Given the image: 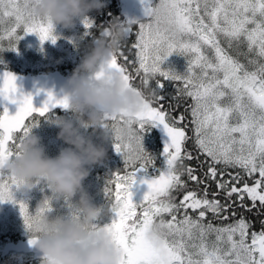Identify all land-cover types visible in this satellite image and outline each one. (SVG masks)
<instances>
[{
	"label": "snow or ice",
	"instance_id": "6c2138e0",
	"mask_svg": "<svg viewBox=\"0 0 264 264\" xmlns=\"http://www.w3.org/2000/svg\"><path fill=\"white\" fill-rule=\"evenodd\" d=\"M28 3L0 0V49L6 48L5 43L7 48L15 47L21 33L36 32L42 41H55L51 20L28 13ZM168 3L174 31L155 27L151 19L140 23L135 42L130 47L124 42L121 49L125 50L114 54L107 67L96 73L97 78H104L119 72L130 85H136L138 77L140 85L146 87H153L155 80V102L134 117L136 131L128 134L127 143L121 126L123 116L108 117L116 151L124 153L134 147L137 159L127 162L125 170H117L108 182L106 193L115 204V216L107 226L113 242L123 251L121 264H264V221L259 231H250L252 223L242 214L236 218L234 210L238 206L249 212L256 208L264 211V0ZM151 9L148 7L146 14ZM86 24L91 26L90 21ZM174 52L187 57L183 74L161 67ZM16 80L13 73L5 72L0 85V96L19 105L15 114H9L7 107L0 113V201L14 200L13 189L20 184L4 171L5 161L17 154L19 143L38 122V116L56 105L68 108L69 103L67 97L57 99L49 93L48 100L37 108L31 94H17ZM167 81L176 85L177 101H192L186 110L190 111L195 147L205 158L200 168L207 164L202 176L196 174V168L185 165L193 159L184 149L189 138L182 123L185 115H170L162 103L165 97L160 90ZM149 122L162 124L170 137L164 148L167 167L143 177L141 183L148 185V191L137 203L132 191L137 173H147L154 163L142 144L141 130ZM188 181L204 187L200 192L188 190ZM210 182L216 185L212 198ZM180 192L184 194L177 202L173 193ZM221 193L223 201L218 198ZM20 208L30 228L52 212V203L34 214L24 202ZM210 214L219 223L209 220ZM157 220L166 229L158 246L146 236Z\"/></svg>",
	"mask_w": 264,
	"mask_h": 264
},
{
	"label": "clouds",
	"instance_id": "9594fccd",
	"mask_svg": "<svg viewBox=\"0 0 264 264\" xmlns=\"http://www.w3.org/2000/svg\"><path fill=\"white\" fill-rule=\"evenodd\" d=\"M104 0H29L26 11L37 18L50 19L53 26L73 27L78 17L92 9H101ZM150 22L157 28L174 31L175 24L170 13L168 0H159L151 9ZM147 23L148 21H135ZM131 24L119 19L104 29L93 50L85 56L68 80V108L75 115L73 119L57 121L58 137L71 147L62 148L58 155L49 156L41 145L40 137L31 129L19 143L16 155L4 163L7 173L19 181V188L31 191L45 182L55 198L72 201L80 193L79 201L71 204L72 212L42 216L30 228L31 243L43 254L42 264H121L123 251L113 242L108 223H100L106 214L114 213L111 201L107 210L97 206L85 190L84 181L90 174L91 165L101 163L107 156V148L97 144L81 131V127L101 130L104 139L113 131V114L122 115L124 140L135 132L134 117L141 113L148 103L155 102V89L151 86L130 85L119 72H112L104 78L96 73L107 67L114 54L121 50ZM32 128V127H31ZM129 164L137 159L134 147L124 151ZM53 197L45 196L36 210L51 203ZM74 213V214H73ZM160 220L148 229L146 236L159 245L165 233Z\"/></svg>",
	"mask_w": 264,
	"mask_h": 264
},
{
	"label": "trees",
	"instance_id": "16d2710c",
	"mask_svg": "<svg viewBox=\"0 0 264 264\" xmlns=\"http://www.w3.org/2000/svg\"><path fill=\"white\" fill-rule=\"evenodd\" d=\"M157 0H104L105 6L101 9H92L84 16L78 17L73 27L67 28L65 36L72 35L74 39L68 43L64 40L61 45V49L56 53L54 62L41 64L38 67L24 65L23 61L16 56L13 52L14 47L7 48L5 43L4 49H0V85L3 84V77L5 72H11L16 77V83L18 86V95L31 94L33 98V104L39 108L49 98V93L57 99H62L67 94L68 88H63L59 83L68 82L72 76L74 70L82 63L86 55H88L95 47L98 39L104 35V29L109 24L119 19L124 24H131V31H128L126 44L130 47L136 40L135 29L138 28L140 23L135 21H148L151 19L146 14L148 7H154ZM87 19L91 22L89 27L87 24L79 25L81 21ZM64 39V38H63ZM60 45V46H61ZM125 50V49H121ZM132 57L130 56V61ZM129 71L134 72L133 68H129ZM47 78H51V86H45L44 82ZM53 78H58L54 80ZM136 85H140V79L137 77L135 80ZM166 86L163 90H160V95L165 99L162 101L166 111H169L170 115L179 117L181 114L185 115L186 119L183 121V125H186V133L189 137L184 144V149L189 151L193 155V159L186 160L185 165L197 169V175L202 176V172L206 170L207 164L204 168H200V163L205 158L199 154L194 142L192 133V125L190 124L191 116L190 111H187L192 101L188 98H182L179 101L175 99L176 85L172 81L165 82ZM152 86L155 87V80L152 81ZM62 87V88H61ZM179 103V107L175 105ZM5 107L9 110V114H15L18 110V103L7 100L5 97L0 96V113H3ZM61 119H73L75 115L69 108H64L62 105H56L49 109V111L43 115L38 116V122L31 128L33 134L40 137L41 145L44 147L45 153L49 156H56L59 154L62 148L71 147L66 144L62 139L58 137L60 128L57 126V121ZM81 131L91 137L97 144H103L107 148V156L98 164L91 165L90 174L84 181L86 192L92 198V202L97 206H103L107 210L111 199L106 193V187L109 180L113 175L120 170H125L127 161L125 160L122 152H117L115 149V133L112 131L108 134L107 140L104 139L101 130H94L92 127H81ZM167 131L162 130L161 126L156 123L149 122L145 125V128L141 130L142 144L145 152H147L154 159V163L145 173L143 170L137 173V182L133 185V200L139 203L145 193L148 191V185L141 183V180L145 175L149 177L158 174L160 171L167 167V158L164 153L168 138L166 136ZM199 155L200 159L196 157ZM7 172L6 169H4ZM229 172L239 171L238 169H229ZM228 177L225 176V179ZM187 181V176L183 177ZM249 183L251 180L249 179ZM204 185H196L195 182L188 181V190H194L200 192ZM20 188L14 187V191L18 192ZM209 198L211 193L216 191L215 183L210 182L208 188ZM14 192V193H15ZM183 192L173 193L177 202L182 199ZM45 196L53 197L52 203V216L58 214H68L71 209L69 205L79 201L80 193H77L76 197L69 201L63 197L59 200L55 198V195L51 192L50 188L45 182H41L31 191L26 193L15 194L14 200L0 201V210H6L15 206H20V202H24L28 205L29 210L34 214L38 203L44 199ZM223 201V193L218 197ZM235 200V197H233ZM246 203H249L247 200ZM18 210H21L19 208ZM234 210L237 212V217L242 214L247 220L252 223L250 231H259L262 227L261 221H264V211L259 208L253 209V211H244L238 206H234ZM195 215V213H193ZM115 213L106 214L102 217L100 223H110ZM22 219L20 221L15 220L10 227H0V255L9 259L14 254H8L9 251L13 252V248L17 247L15 253L17 257L14 259L13 264H42L43 254L38 248L30 243V232L28 226H24L23 214L19 217L15 215V219ZM167 218V217H166ZM213 223H219L218 220H214L211 214L208 217ZM231 222L225 221V223Z\"/></svg>",
	"mask_w": 264,
	"mask_h": 264
},
{
	"label": "rangeland",
	"instance_id": "374dc122",
	"mask_svg": "<svg viewBox=\"0 0 264 264\" xmlns=\"http://www.w3.org/2000/svg\"><path fill=\"white\" fill-rule=\"evenodd\" d=\"M159 3V0L156 1V4ZM88 14V12L86 13ZM87 19H84L79 23V25H85ZM7 26V25H6ZM66 29L63 25L57 24L54 26L53 29V35H55L56 39L53 41L51 38L42 41L39 34L36 32L31 33H21L22 38L19 40V42L14 47V54L17 56L19 54V58L23 61L24 65L34 66L38 67L41 64H46L50 62H54L56 59V53H58L62 47L61 43L64 40H67L68 43L74 39L72 35L65 36ZM64 38V39H63ZM61 45V46H60ZM188 66L187 57L180 54V53H173L170 55L162 64V68L164 69H172L176 71L177 73L183 74L186 72ZM54 80H58V78H53ZM52 84H56L55 82H51V78H47L44 82L45 86H51ZM60 86H64L63 88H68V82L59 83ZM62 88V87H61ZM68 90V89H67ZM161 126V129L165 131V128L162 124H159ZM168 141L170 142V137L168 133L166 134ZM166 169V167H164ZM27 190L20 188L18 192L15 194H22L26 193ZM20 206H15L6 210H0V227L7 225V227H10L13 225V222L15 220L20 221L22 219L18 218L15 219V215L17 217L22 215L21 210H18ZM24 226H27L26 222H24ZM13 252L11 250L8 254H14V256H11L9 259H6L0 255V264H13L15 261V257H17L18 253H15L17 250V247L13 248ZM23 264V262H21Z\"/></svg>",
	"mask_w": 264,
	"mask_h": 264
}]
</instances>
